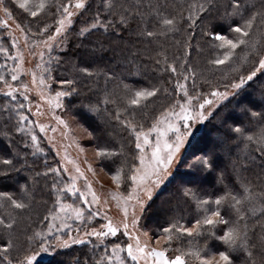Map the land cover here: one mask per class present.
I'll return each mask as SVG.
<instances>
[{"label":"trees","instance_id":"1","mask_svg":"<svg viewBox=\"0 0 264 264\" xmlns=\"http://www.w3.org/2000/svg\"><path fill=\"white\" fill-rule=\"evenodd\" d=\"M46 2L48 7L33 18L19 9L12 0H5V6L13 13L14 22L21 25L31 41H42L55 31L58 25L56 22L61 18L57 7L69 3V0ZM70 2L74 4L76 0ZM197 2L203 3L210 11L198 13L200 19L191 23L187 19L190 14L189 5ZM232 3L233 0H212L211 3L206 0L86 1L85 8L76 16L63 38L61 48L56 50L53 57L49 72L52 77L51 89H77L76 95L64 98V115L74 119L88 132L96 152L105 150L116 153L111 159L98 160V165L108 174H116V160L125 162L127 155L130 157L134 153L129 147L133 136L112 118L117 110L122 111L127 107L125 86L132 90L158 89L157 95L142 101L141 107L124 113L127 119L142 124L145 116L146 121L150 122L158 110L160 113L173 100L183 98V93L177 94L176 91L178 81L185 83L190 95L199 92L207 96L213 90L225 91L228 89L226 86L241 74L247 75L258 66L259 59L264 57V16L259 15L264 13V7H261L264 0H242L244 5L254 4V8L242 7L238 14L229 15L233 12ZM109 4L112 8L108 7ZM240 14L245 18L256 15L254 26L245 38L248 43L236 49L230 62L224 65L212 63L221 56L224 49L216 47L220 42L214 41L205 32L217 30L226 38H235L236 34L229 30V24L233 20L243 24ZM97 17L101 22L113 23L107 30L98 27L80 35L81 29L90 27ZM123 17H127V20L121 25L119 22ZM164 17L176 19L175 31L165 32L161 25ZM45 27L47 31L39 35ZM146 30L164 34L147 38L142 35ZM0 49H7L12 56L3 29H0ZM167 64L175 66L178 73L165 71ZM0 65L5 66L0 67V74L9 82L11 63L3 52H0ZM85 67L94 75H84L80 69ZM188 68L192 69L191 74L185 71ZM183 75H190V79L184 81ZM67 80L74 81V84L62 86L60 82ZM4 85L0 81V87ZM105 99L110 103L105 104ZM89 105L99 111L89 112ZM253 111L257 113L255 117L252 116ZM21 114L23 112L16 108L15 102L0 94V158L13 161V165L0 164V169H9L7 176L0 177V194L26 205L19 210L11 207L10 201L0 199V219L13 224L11 229L0 226V246L9 247L7 253L0 252L3 264H19L26 255L39 250L37 241L31 242L30 238L34 233L44 230L45 213L41 210H47L55 203L57 191L54 190V182L62 177V174L42 175L48 167L59 166L42 140L39 141L40 152H35L29 134L17 133V122ZM234 128H240L242 132L236 133ZM101 134L105 135L104 139L107 134L111 135L110 140L98 137ZM247 136L264 141V70L257 73L249 86L219 106L190 145L171 180L149 204L141 218V225L151 238L162 236V228L175 220L190 227L197 218L204 215V211L198 208V200L211 202L230 192L243 201L240 214L245 216V220H238L235 209L228 203L220 207L221 214L226 219L236 221L247 231L246 242L251 252L249 259L247 252L234 251V264H245L246 261L247 264H264V227L261 226L264 225V212L260 211L264 208L261 203L264 200V157H261L259 151L264 145L248 141ZM122 150L125 152V160L124 155H121ZM205 159L212 161L211 170L202 165L201 161ZM13 167L19 171L11 170ZM221 176L223 182L220 181ZM246 186L249 189L247 193L244 191ZM187 189L192 191L191 197L182 195ZM245 195L249 197L248 200H244ZM202 207L210 210L216 206L209 203ZM253 208L257 210L256 215L252 213ZM36 209L40 210L37 212ZM245 225L248 227L244 228ZM227 227L219 225L216 236L223 235ZM198 239L201 247H204L206 241L208 254L225 250V245L215 237ZM112 244L109 242L99 247L93 243L76 246L40 264H74L77 258L80 264H96L102 255V248ZM178 246L179 241L172 242V249ZM184 247L188 245L184 244ZM175 254V251L168 252L169 256ZM5 256L7 260H4Z\"/></svg>","mask_w":264,"mask_h":264},{"label":"snow or ice","instance_id":"2","mask_svg":"<svg viewBox=\"0 0 264 264\" xmlns=\"http://www.w3.org/2000/svg\"><path fill=\"white\" fill-rule=\"evenodd\" d=\"M14 4L19 9H22L24 12L28 13L31 17H37L41 12H43L48 4L46 0H12ZM206 2L211 3L212 0H206ZM109 8H112V5H108ZM233 12L229 15H235L239 13V10L242 7L245 8H254V4L244 5L242 0H233L231 5ZM261 7H264V3L261 4ZM74 8L75 10H82L85 8L84 0H76L74 4L65 3L57 7V12L60 13L61 18L57 20L58 26L55 28L54 33L49 34L47 40L42 41V43L49 49L54 46L53 42L57 41V37L62 36L65 32L72 26V17L74 12L70 9ZM190 14L187 17L191 23H195L197 19H200L198 13H203L210 11V9L205 8L203 3H192L189 5ZM62 9V11H61ZM127 11V10H125ZM0 12L4 14L6 18L4 21H0V27L7 28V21L13 20V13L10 11L9 7L5 6V0H0ZM241 19L244 21L243 24L238 23L233 20L229 24V30L232 33H235V38L225 37L221 34L220 31L212 30L205 32V35L212 37L214 41H219L216 47L224 49L221 56H218L212 63L216 65H224L230 62L233 59V56L236 54V49L240 45H246V37L249 36L250 30L254 26L256 20V15H252L249 18H245L243 14ZM259 15L264 16V13H259ZM127 20V17H123L120 20V24L123 25ZM113 21L101 22L100 18L97 17L93 21L90 27H85L81 29L80 35H84L87 32L92 31L98 27H103L105 30ZM161 25L165 29V32H171L176 30V19L164 17L161 20ZM191 26V25H190ZM16 28L21 32L24 29L20 24L16 25ZM47 31V27L41 29L39 35H43ZM164 34L157 33L153 31L146 30L142 33L143 36L147 38H152L156 35ZM26 38V37H25ZM58 46V45H56ZM13 48L17 47L16 43L12 44ZM0 52L4 53V56L7 59L22 61L23 57L21 54L17 53L16 56H11L7 49H0ZM41 59H43V54L41 53ZM247 59V57H244ZM160 63V61H157ZM0 67H5L0 65ZM41 66L38 64L37 68ZM20 64L17 63L15 67L10 68L11 81H16L18 77ZM264 70V57H261L258 61V66L250 71L249 74H241L236 80L232 81L227 88H230L231 91H219L213 90L207 96H202L201 93L195 92L194 94H189L188 89L185 83L178 81L176 84L177 94L183 93V101H177L168 111L162 113L161 117L152 124L151 128L144 130L142 126L137 127L135 122L129 120L125 117L124 113L129 109H135L141 107L142 101L148 100L150 97L156 96L158 89L152 90H132L128 89L125 86L127 91V107L125 109L117 110L112 117L117 122L121 123L125 129L128 130V134L134 137L135 149L138 150V159L139 165L133 166L123 177L122 172L125 171L124 167H121L117 170L115 175H111V180L113 184L116 185L117 189L121 188V184H125L127 189L126 195L123 193H108L112 200L117 201L118 205L122 202V212L123 220L120 225H114L112 220L106 215L103 216L107 222L99 226V228L92 227L91 229H77L76 234H73L71 231L72 225L66 222V219H61L60 213L66 214L67 218L74 219L77 224L85 219V209L88 212L87 223L91 224L92 221L101 217L102 213L98 210L100 205V197L92 189L91 183L86 182L84 189L81 190L77 187V179H86L84 173L81 171L79 166L74 165V171L77 175H69L70 183L64 184L62 187H58L60 184L59 181L54 182V190L57 192H65L68 195L78 199L79 203L84 207H77L72 204L62 203L57 199L58 209L56 210L57 214H53L49 217H45V220L48 221L46 227L47 232H36L33 237L30 239L36 240V246L39 248V252L32 255H26L19 264H38L37 257L45 253H53L58 249H69L74 245H87L90 242L94 246L99 247L105 244V241L108 238H116L122 232L124 237H127L128 240L134 241V243H127L126 245L121 244L120 242H114L110 247L102 248V251L108 253L107 255H101L97 260L96 264H125V258L122 254L126 253V258L128 261H131V264H141V261L144 264H234V259L232 253L234 251L243 250L247 252L248 258L251 259V252L248 251L247 239L248 233L241 228V226L232 221L226 219L220 211V207L228 203L231 208L235 209L237 214V219L240 221L245 220V216L240 214V206L243 201L238 198L236 195H232L230 192L226 193L224 196L217 198L214 201H209L206 199H201L197 201L198 208H201L204 211V215L197 218L192 225L186 226L185 223L180 220H175L171 224L162 228L163 235L156 239L155 243L161 245L159 249L153 247L149 248L145 243L142 245L141 239L136 235L135 231L137 225L140 222L142 214L145 212L149 206V202L153 199V194L155 189H159L161 185L166 181L170 175V168L173 166L175 159L177 158V153L180 152V149L184 145L187 138L192 135V126L196 123H204L212 116V111H205L208 106L214 105L217 101L223 102L229 99L230 95H237L241 90L245 89L246 86L250 85V82L254 80L257 76V73ZM80 71L86 76H92V73L87 67L80 69ZM165 71H170L172 74H177L178 70L175 66L171 64L165 65ZM189 74L192 73V69H185ZM49 72L48 69H43L42 74L37 78L35 74L32 76V84L39 91L41 99L48 103L50 106L53 101H55V107L63 109L64 103L63 100L65 97H72L77 94V89L74 87L68 88V90H61L55 93L54 97L46 98L44 89L50 87L47 81L51 78L50 73L44 75L43 73ZM190 79V75H183V80L187 81ZM0 81H3L7 87V91L3 92L5 97L11 98L12 101H16L17 96L15 95L18 91L17 88L13 87L11 83L5 80L3 75H0ZM63 85H72L74 81L67 80L60 82ZM23 92L21 95L23 101H28V95L24 94L28 91L26 85L22 86ZM212 97L214 99H210ZM105 104L110 103L108 99L103 101ZM25 104L21 102L18 106V110H23ZM37 112L40 111V105H36ZM179 109L178 111L176 109ZM30 110V109H29ZM89 112L99 111L98 108H94L89 105ZM257 113L252 112V116L255 117ZM57 124L62 125L67 129L66 122L61 119L59 116L53 117ZM17 133L27 132L31 136V144L35 152H40V147L37 143V136L31 134L29 131L32 122L29 120L27 115L21 114L18 119ZM27 124L28 128H25L24 125ZM36 127L39 128L41 133L48 131V127L40 124H36ZM51 131L55 132V128H51ZM236 133H241L240 128L233 129ZM155 135L154 142L150 140V137ZM67 137V132L64 133ZM246 139L253 143H261L264 145V141L254 140L252 136H247ZM25 147H28L25 144ZM261 157H264V146H261L260 149ZM116 153H109L105 150H98L96 152L97 159H111L115 156ZM63 159L67 163H73L65 154ZM202 165L211 170L213 168V163L210 159H205L201 161ZM0 164L2 165H13V161L6 158H0ZM63 167L64 172H68V169ZM11 170L19 171L18 168H12ZM88 171H93L91 167L88 168ZM9 174V169H0V177L7 176ZM41 173H38L40 175ZM49 174H55L59 176L61 174L59 168L48 167V169L42 173L44 176ZM130 180L131 183L128 184L127 181ZM220 181L223 182V176L220 177ZM245 193L249 191L246 186L244 189ZM182 195L184 197H191L192 191L190 189L185 190ZM90 197V199H89ZM0 199L10 201L11 207L15 209L22 210L26 207L23 202L12 199L10 196L0 194ZM247 195L244 196V200H248ZM107 200L104 201L107 204ZM209 203H213L216 207L214 209H203L202 206H206ZM264 204V200L261 201ZM129 208H131V215H129ZM261 212H264V208L260 209ZM139 212V215L137 214ZM256 208L252 209L253 215H256ZM57 220H60L59 223H56ZM219 225H228L226 230L223 231V235L216 236V229ZM0 226L4 228L11 229L13 227L12 223L6 222L3 219H0ZM264 227V225H261ZM248 226L245 225L244 228ZM55 233L65 232L67 239H62L59 235H54ZM143 235L147 236L148 233L144 232ZM46 236L52 237V240H47ZM190 238L185 240L184 238ZM200 237H215L219 239L224 245L225 250H221L218 253L208 254L207 244L205 241L204 247L199 246ZM99 242L96 244L95 242ZM163 241V244H161ZM179 241L180 246L172 249V242ZM184 244H187L188 247L185 248ZM9 251L8 246H0V252L7 253ZM169 251H175L174 256H169ZM4 260H7V257H4ZM0 264H3V261H0ZM74 264H80L79 258L75 259ZM87 264V262H86ZM247 264V261L245 262Z\"/></svg>","mask_w":264,"mask_h":264},{"label":"rangeland","instance_id":"3","mask_svg":"<svg viewBox=\"0 0 264 264\" xmlns=\"http://www.w3.org/2000/svg\"><path fill=\"white\" fill-rule=\"evenodd\" d=\"M87 0H84V3L86 4ZM72 10L75 14L72 17V21L75 20L76 16L82 12V10H75L74 8L70 9ZM6 18L4 17V14L0 12V21H4ZM8 27L7 28H2L5 31V35L8 38L9 46L12 51V56H16L17 53L21 54L23 59L22 61H17V60H12L10 59L11 63V68L15 67L17 63L20 64L19 72H18V79L16 81H11V74H10V81L13 85V87L17 88L18 91L15 94L17 96L16 101H13L16 103V108L17 106L23 102L25 104V107L23 110H20L23 112V115H27L29 117V120L32 122V125L29 129L31 134H34L37 136V143L39 146V141L42 140L43 143L50 149L52 154L55 157V161L57 165L59 166L60 172L62 174V177H59V182L60 184L58 187H62L64 184L70 183L71 181L69 180V175H77L74 171V165L79 166L81 171L84 173V177L86 179H77L76 184L77 187L80 188L81 190H86L84 189V185L86 182L91 183L93 191L97 193V195L100 197V205L98 206V210L102 213L101 217L95 218L91 224L87 223V216L88 212L85 209V219L82 220L79 224L74 219H70L66 217V214L60 213L61 219H66V222L72 225L71 231L73 234H76L77 229H91L92 227L99 228V226L103 223H106L107 221L103 219V216L106 215L108 218H110L113 222L114 225H120L121 221L123 220V212H122V202H120V205H118L117 201H114L111 199V197L108 195V193H123L126 195L127 189L125 188V184H121V188L118 190L116 185L113 184L111 180V175L107 173V171L100 167L98 165V159L96 157V151L92 147L91 143V138L88 132L82 128L74 119L65 116L63 109L56 108L55 107V101H53L52 105L50 106L48 103H46L44 100L41 99V96L39 94V91L33 86L32 84V76L35 74L37 78L42 74L43 69H48L50 72L51 64H53V57L55 55L56 50L61 48L63 44V38L68 32V29L64 35L57 37V41L53 42L54 46L49 49L47 48L42 41L47 40L44 39L42 41H31L24 32H21L19 29L16 28V22L13 20L7 21ZM58 26V25H57ZM54 33V32H53ZM26 37V38H25ZM16 43L17 47L13 48L12 44ZM58 45V46H56ZM41 53L43 54V59H41ZM40 65V68H37V65ZM49 72L43 73L44 75H48ZM1 75V74H0ZM51 77V75H50ZM52 77L47 81V83L50 85V87H46L44 89L45 96L46 98H51L55 96V93L57 91H53L51 89L52 87V82H51ZM26 85L28 88V91L24 94L28 95L29 100L28 101H23V97L21 95V92H23V87ZM6 85L0 87V94L3 95V92L7 91ZM60 91V90H59ZM225 91H231L230 88L226 89ZM223 92V91H221ZM4 96V95H3ZM233 95H230L229 98H231ZM8 98V97H7ZM210 99H214L212 97H209ZM11 99V98H8ZM184 97L180 98L178 101H183ZM12 101V100H11ZM227 101V100H226ZM177 101L173 100L172 102H168L169 104L166 105V107L161 110L159 113V110L154 114L156 116H152L150 118V122L146 121L147 118L145 116L144 121L142 124H137L135 121V124L137 127L142 126L144 130H147L151 128L152 124L155 122V120L159 119L162 115L163 112L168 111ZM217 101L214 105L208 106L205 111H212L214 114L215 111L219 108V106L224 103ZM36 105H40V111L39 113L37 112ZM154 105L152 106V108ZM30 109V110H29ZM151 110V109H150ZM177 111L179 110L178 108L176 109ZM159 113V114H157ZM212 114V115H213ZM54 116H59L61 119H63L66 124H67V129H65L64 126L57 124L56 120L53 118ZM211 117V116H210ZM209 117V118H210ZM209 120V119H208ZM207 120V121H208ZM114 122L116 120H113ZM196 123L193 124L192 126V135H190L187 140L185 141L184 145L180 149V152L177 153V158L175 159L173 166L170 168V175L166 179V181L161 185L159 189L154 190L153 194V199L159 194V192L168 184V182L171 180L173 177L179 163L181 162L183 156L185 153L188 151L190 145L192 142L195 140V138L201 133L203 130L205 123ZM36 124L44 125L48 127V131L45 133H41L39 128L36 127ZM25 128H28V125H24ZM55 128L56 131L53 132L50 129ZM67 132V137H65L64 133ZM104 134L99 135L98 137H101L103 140L111 138V135L109 136L108 134L106 135V139H104ZM30 136V135H29ZM134 139V137H133ZM132 140L131 143H129V147L134 151V153L129 157L127 155V161H120L116 160L115 165L118 166V169L121 167H124L125 173H127L133 166H138L139 165V159H138V150L135 149L134 145V140ZM155 135L153 134L152 137H150V140L154 142ZM31 140V136H30ZM103 142V141H102ZM108 142V141H107ZM111 142V141H109ZM113 144H116L113 142ZM91 145V146H90ZM114 146V145H113ZM33 147V146H32ZM125 147V146H123ZM126 148V147H125ZM123 149V148H122ZM127 150V149H126ZM128 152V151H127ZM67 154L69 159L73 161V163H67L63 157ZM123 159L125 160V152L122 150ZM133 164V166H131ZM63 165L68 169V172H64ZM91 167L93 171H88V168ZM131 167V168H130ZM117 172V171H116ZM122 177L124 176V173H121ZM128 184L131 183L130 180L127 181ZM57 199H59L62 203L65 204H72L77 207L83 208L84 206L81 205L78 201L77 198L72 197L68 195L65 192H56L55 195V203L50 207L49 209H44L41 210L42 212L45 213V217H49L53 214H57L56 210L58 209V204H57ZM90 199V197H89ZM152 199V200H153ZM107 200V204L104 203V201ZM152 201L149 202V204ZM37 212L40 209H36ZM131 208H129V215H131ZM139 215V212L137 213ZM144 214V213H143ZM142 214V216H143ZM141 216V218H142ZM60 220H57L56 223H59ZM48 221L45 223V228L42 233L47 232V225ZM141 219L139 224L137 225L136 230L130 229V231H135L136 235H138L141 239L142 245L145 243L148 245L149 248H157L159 249L161 245H157L155 243L156 239L151 238L150 234L142 228L141 225ZM144 232H147L148 235L145 236L143 235ZM54 235H59L62 239H67V235L65 232H60V233H55ZM47 240H52V237L46 236ZM35 240L31 239V242ZM109 242H120L121 244L126 245L127 243H134V241L128 240L127 237H124L122 235V232L118 235L116 238H108L105 241L104 245ZM91 243V242H90ZM95 243H99L98 241ZM161 244L163 242L161 241ZM76 246H82V245H74L73 247ZM69 248V249H71ZM69 249H58L54 251L53 253H45L41 254L37 257L38 264L42 262L49 261L55 254L61 252V251H66ZM39 252V250L37 251ZM35 252V253H37ZM34 254V253H33ZM102 255H107L108 253L102 252ZM32 255V254H31ZM122 256L125 258V264L131 263V261H128L126 258V253L122 254ZM107 263V262H106ZM141 264H144L143 261H141Z\"/></svg>","mask_w":264,"mask_h":264}]
</instances>
